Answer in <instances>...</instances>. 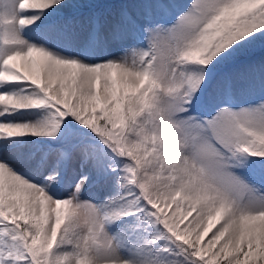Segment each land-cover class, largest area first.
<instances>
[{
  "label": "snow or ice",
  "instance_id": "1",
  "mask_svg": "<svg viewBox=\"0 0 264 264\" xmlns=\"http://www.w3.org/2000/svg\"><path fill=\"white\" fill-rule=\"evenodd\" d=\"M0 264H264V0H0Z\"/></svg>",
  "mask_w": 264,
  "mask_h": 264
},
{
  "label": "rangeland",
  "instance_id": "2",
  "mask_svg": "<svg viewBox=\"0 0 264 264\" xmlns=\"http://www.w3.org/2000/svg\"><path fill=\"white\" fill-rule=\"evenodd\" d=\"M184 2L185 3H190L191 2V0H184ZM193 215H195V214H193ZM191 219V217H189V220ZM185 223H187V221H185ZM214 230V229H213ZM209 236H210V233H209ZM206 239H207V237H206Z\"/></svg>",
  "mask_w": 264,
  "mask_h": 264
}]
</instances>
